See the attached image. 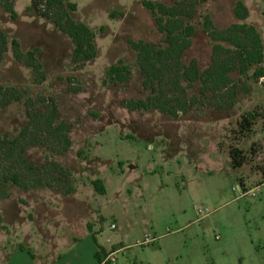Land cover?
I'll return each mask as SVG.
<instances>
[{
    "label": "rangeland",
    "instance_id": "374dc122",
    "mask_svg": "<svg viewBox=\"0 0 264 264\" xmlns=\"http://www.w3.org/2000/svg\"><path fill=\"white\" fill-rule=\"evenodd\" d=\"M70 1L77 5L74 18L96 32L98 48L95 60L78 70L71 38L30 10L31 0H14L15 19L0 7L2 30L23 52L38 50L46 76L35 83L32 67L17 62L9 45L0 63V85L19 89L25 98L54 97L59 121L71 126L66 153L32 145L25 157L36 165L56 161L69 168L75 187L67 196L47 187H11L10 196L0 200V264L12 257L13 264H23L21 245L35 255L34 263L54 264L85 241L89 228L108 254L115 252L108 259L113 264H264V78L254 77L264 63L245 76L231 74L238 81L231 109L197 106L179 118L130 110L124 100L145 99L149 92L127 39L161 44L163 35L143 0ZM153 1L172 5L177 0ZM236 1L208 0L196 7L191 21L196 31L184 63L196 59L201 71L210 66L212 42L201 22L209 14L218 27L229 26L236 21ZM244 3L246 22L264 43V2ZM111 12L124 15L112 18ZM120 60L131 69L129 80L106 84L108 68ZM69 77L80 91H69ZM43 111L37 103L35 112ZM249 114L255 117L246 133L240 122ZM27 123L24 102L0 109L1 134H14ZM233 147L242 150V167L232 163ZM96 179L103 181L104 194L92 184ZM146 236L156 242L142 245Z\"/></svg>",
    "mask_w": 264,
    "mask_h": 264
},
{
    "label": "trees",
    "instance_id": "16d2710c",
    "mask_svg": "<svg viewBox=\"0 0 264 264\" xmlns=\"http://www.w3.org/2000/svg\"><path fill=\"white\" fill-rule=\"evenodd\" d=\"M208 0H177L172 5L153 0H143V6L150 12L157 31L163 35L161 44L144 40L127 39L135 52L136 62L142 74V87L149 94L145 99L124 100L130 110H157L172 118L187 115L194 107L208 106L215 110L234 107L237 98L238 81L232 73L238 71L241 76L251 68L264 63V43L259 30L246 22L249 11L244 0H237L233 6L236 21L229 26L218 27L207 14L201 25L203 32L212 42L211 63L201 71L196 59L183 62L184 53L191 47L196 31L191 22L196 7ZM264 2V0H262ZM14 0H0V7L15 19ZM30 10L52 21L73 42L72 64L75 70L83 68L95 60L98 55L96 32L85 23L74 18L77 5L70 0H31ZM123 16V13L111 12L110 16ZM103 33L104 27L100 28ZM9 45L13 56L19 63L32 67L35 83L41 84L46 76L38 59V50L23 52L16 39L10 40L0 24V63L3 61ZM131 75L129 65L120 60L107 70L106 84L126 83ZM254 77L264 78V69L254 72ZM73 78H67L70 92H78L81 86H73ZM196 84H200L199 93H192ZM24 102L28 123L14 134L0 133V200L10 196L11 187L25 190L47 187L61 191L64 195L75 192L72 172L56 161L40 165L33 164L25 157L26 149L32 145H43L57 154L66 153L72 145L69 137L70 124L59 121L60 112L54 97L39 96L25 98V94L13 86L0 85V109L11 102ZM41 103L44 111L39 115L35 105ZM254 114L245 115L240 122V131L250 133ZM230 157L234 167H242L245 157L242 150L233 147ZM95 189L105 193L103 181H92ZM1 223V217H0ZM91 231V229L89 228ZM94 242L97 239L92 233ZM98 245V244H97ZM21 251L25 247H19ZM32 258L34 255L28 251ZM95 257L100 264H113L107 259L108 252L98 245Z\"/></svg>",
    "mask_w": 264,
    "mask_h": 264
},
{
    "label": "crops",
    "instance_id": "0c3cea01",
    "mask_svg": "<svg viewBox=\"0 0 264 264\" xmlns=\"http://www.w3.org/2000/svg\"><path fill=\"white\" fill-rule=\"evenodd\" d=\"M89 233L90 234H88L86 237H84L85 241H81V242L77 241L78 243H76L70 249L69 255L66 256L64 259H61L62 258L61 257L54 264H100L95 257V253L98 250V245L103 247V244L98 240L96 234L93 231H89ZM92 233L95 234L98 245L94 242L93 237H92ZM104 249L106 251H108V249H106V248H104ZM28 251H29V249H27L25 247V250H23V252H19V253H23V264H36V263H34L35 255H34V258H32ZM73 252H77L78 256L81 254L82 257L81 256L73 257V255L70 256V254H72ZM114 253H115L114 251L109 253L107 259H109ZM12 260H13V262H12ZM14 260H16V259H14V257H12L9 260L8 264H13ZM10 262H12V263H10Z\"/></svg>",
    "mask_w": 264,
    "mask_h": 264
},
{
    "label": "built area",
    "instance_id": "2783aa9c",
    "mask_svg": "<svg viewBox=\"0 0 264 264\" xmlns=\"http://www.w3.org/2000/svg\"><path fill=\"white\" fill-rule=\"evenodd\" d=\"M197 213L198 214H202L203 213V210L201 207H198L197 208ZM111 228L115 229L116 228V225L114 223L111 224ZM156 242V239L155 238H151L150 236H146L145 237V240L141 243L142 245H148V244H151V243H155Z\"/></svg>",
    "mask_w": 264,
    "mask_h": 264
}]
</instances>
